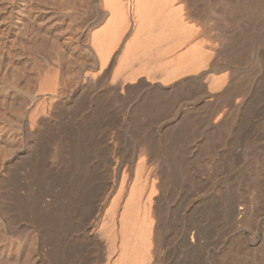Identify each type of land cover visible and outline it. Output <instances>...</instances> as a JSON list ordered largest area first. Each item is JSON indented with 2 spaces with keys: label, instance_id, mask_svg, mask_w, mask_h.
Segmentation results:
<instances>
[{
  "label": "bare ground",
  "instance_id": "obj_1",
  "mask_svg": "<svg viewBox=\"0 0 264 264\" xmlns=\"http://www.w3.org/2000/svg\"><path fill=\"white\" fill-rule=\"evenodd\" d=\"M258 211L264 0H0V264H264Z\"/></svg>",
  "mask_w": 264,
  "mask_h": 264
},
{
  "label": "rangeland",
  "instance_id": "obj_2",
  "mask_svg": "<svg viewBox=\"0 0 264 264\" xmlns=\"http://www.w3.org/2000/svg\"><path fill=\"white\" fill-rule=\"evenodd\" d=\"M94 1H95V0H94ZM24 18H25V17H24ZM23 20H24V19H23ZM24 21H26V19H25ZM24 21H23V22H24ZM21 22H22V21H21ZM25 24H26V23H25ZM25 24L23 23L24 26H25ZM22 27H23V26H22ZM19 29H20V31L22 32L21 28H19ZM82 33H83V34H81V35L83 36L84 39H86V33H87V30H86L84 27H83V32H82ZM85 41H86V40H85ZM253 166H254V164H253ZM261 208H262V204H259L258 207H257V210L260 211ZM259 211H258V215L262 213L261 211H260L261 213H259ZM256 217H258L257 220H259V221L261 222L262 219L264 218V214H261V215H259V216L256 215ZM245 235H246V236H249V235H250V231H249V230H246V231H245Z\"/></svg>",
  "mask_w": 264,
  "mask_h": 264
}]
</instances>
